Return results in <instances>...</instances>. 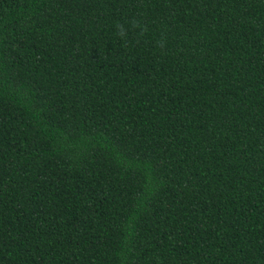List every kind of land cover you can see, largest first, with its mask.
I'll return each instance as SVG.
<instances>
[{
  "label": "trees",
  "instance_id": "16d2710c",
  "mask_svg": "<svg viewBox=\"0 0 264 264\" xmlns=\"http://www.w3.org/2000/svg\"><path fill=\"white\" fill-rule=\"evenodd\" d=\"M0 264H264V0H0Z\"/></svg>",
  "mask_w": 264,
  "mask_h": 264
},
{
  "label": "clouds",
  "instance_id": "9594fccd",
  "mask_svg": "<svg viewBox=\"0 0 264 264\" xmlns=\"http://www.w3.org/2000/svg\"><path fill=\"white\" fill-rule=\"evenodd\" d=\"M117 29H118V35L122 38H125L127 33L125 31V29L122 27V26H117Z\"/></svg>",
  "mask_w": 264,
  "mask_h": 264
}]
</instances>
